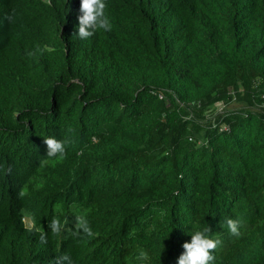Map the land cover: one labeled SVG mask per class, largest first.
Returning a JSON list of instances; mask_svg holds the SVG:
<instances>
[{
	"label": "trees",
	"instance_id": "16d2710c",
	"mask_svg": "<svg viewBox=\"0 0 264 264\" xmlns=\"http://www.w3.org/2000/svg\"><path fill=\"white\" fill-rule=\"evenodd\" d=\"M105 3L82 40L81 0H0V264H178L205 227L214 264H264V0Z\"/></svg>",
	"mask_w": 264,
	"mask_h": 264
},
{
	"label": "clouds",
	"instance_id": "9594fccd",
	"mask_svg": "<svg viewBox=\"0 0 264 264\" xmlns=\"http://www.w3.org/2000/svg\"><path fill=\"white\" fill-rule=\"evenodd\" d=\"M105 0H81L80 12L82 15L78 17V35L80 39L87 40L91 38L96 31L111 30V23L108 17L105 15L106 10ZM5 20L12 22L13 17L11 15L5 16ZM37 51H40L37 49ZM35 55L34 52H29V56ZM69 132L73 129L69 128ZM44 143L47 145L48 157H63L66 154L67 140H57L53 137L45 138ZM10 171V169H9ZM26 192L22 189L19 193L20 197H24ZM226 224L230 235L239 237L241 235L240 226L241 221L238 219H227L223 222ZM25 228L30 232L35 230L40 232L36 228L34 218H27L24 220ZM48 227L51 229L53 235H59L64 225L59 218H53ZM211 232L210 227H205L203 230L194 231L191 234V242H186L183 245L184 252L178 258V264H214L216 257L213 255L214 251L221 245L222 241L219 239H212L208 235ZM83 234L87 237H93L94 233L90 227L89 221L85 215L77 214L75 216V225L72 235L74 237L81 236ZM40 241L46 243V236L40 232ZM140 260H146L147 254L143 251L139 253L137 257ZM67 261V264H72L71 258L65 254L57 258L56 264H63Z\"/></svg>",
	"mask_w": 264,
	"mask_h": 264
},
{
	"label": "built area",
	"instance_id": "2783aa9c",
	"mask_svg": "<svg viewBox=\"0 0 264 264\" xmlns=\"http://www.w3.org/2000/svg\"><path fill=\"white\" fill-rule=\"evenodd\" d=\"M231 100H236V97L234 96L233 97V99H231ZM230 102H225V101H219V102H217L216 104H215V106H216V108L214 109V111H213V117L214 116H216L217 114H219V113H224L227 109H225L224 110V107L225 106H227L228 104H229ZM218 106H221V107H223V110H220L219 108H218ZM255 110H259V109H264V96H263V101L261 102V103H257V105L255 106V108H254ZM213 119V118H212ZM213 124H214V126H216V124H215V121H213ZM222 129H228V126L226 125V124H223L222 125ZM192 139V138H191Z\"/></svg>",
	"mask_w": 264,
	"mask_h": 264
},
{
	"label": "rangeland",
	"instance_id": "374dc122",
	"mask_svg": "<svg viewBox=\"0 0 264 264\" xmlns=\"http://www.w3.org/2000/svg\"><path fill=\"white\" fill-rule=\"evenodd\" d=\"M240 104H241V103H239L237 100H231L230 103H229L227 106L224 107V110H225V109L233 110V109H236V108H240V107H241ZM218 108H219L220 110H223V107H221V106H218ZM209 113L211 114L212 111H210Z\"/></svg>",
	"mask_w": 264,
	"mask_h": 264
}]
</instances>
